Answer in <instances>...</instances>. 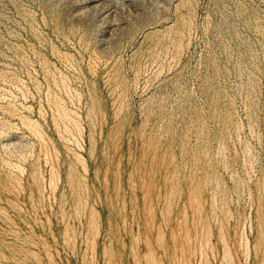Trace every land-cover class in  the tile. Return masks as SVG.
I'll use <instances>...</instances> for the list:
<instances>
[{"label":"rangeland","instance_id":"rangeland-1","mask_svg":"<svg viewBox=\"0 0 264 264\" xmlns=\"http://www.w3.org/2000/svg\"><path fill=\"white\" fill-rule=\"evenodd\" d=\"M0 264H264V0H0Z\"/></svg>","mask_w":264,"mask_h":264}]
</instances>
